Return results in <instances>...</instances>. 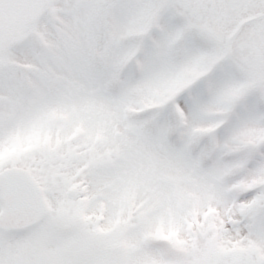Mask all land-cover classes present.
<instances>
[{
  "label": "snow or ice",
  "instance_id": "snow-or-ice-1",
  "mask_svg": "<svg viewBox=\"0 0 264 264\" xmlns=\"http://www.w3.org/2000/svg\"><path fill=\"white\" fill-rule=\"evenodd\" d=\"M0 264H264V0H0Z\"/></svg>",
  "mask_w": 264,
  "mask_h": 264
}]
</instances>
